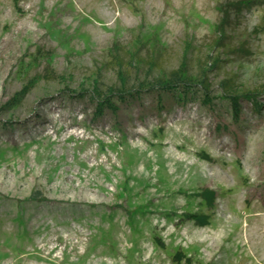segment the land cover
Segmentation results:
<instances>
[{
    "label": "rangeland",
    "instance_id": "374dc122",
    "mask_svg": "<svg viewBox=\"0 0 264 264\" xmlns=\"http://www.w3.org/2000/svg\"><path fill=\"white\" fill-rule=\"evenodd\" d=\"M239 1L0 0V264H264V4L218 28ZM180 69L194 91L146 89Z\"/></svg>",
    "mask_w": 264,
    "mask_h": 264
},
{
    "label": "trees",
    "instance_id": "16d2710c",
    "mask_svg": "<svg viewBox=\"0 0 264 264\" xmlns=\"http://www.w3.org/2000/svg\"><path fill=\"white\" fill-rule=\"evenodd\" d=\"M264 4V0H247V1H239L236 3H232L229 5L226 4H221L218 8L219 10L224 14L223 20L221 22V24L218 26V28H223L225 26V23L228 22L230 20V15H229V11L231 10H241L244 7H255V6H259V5H263ZM229 6V7H228ZM180 72H175L172 74V78H170L169 80H159L156 81L155 83H151L150 85H148L146 87V89H154V88H158V89H162V90H167V91H174V90H179L182 89V92H186L185 95H187L189 92L194 91V86H196L195 84H192L191 80L185 76L182 75L184 73H182V70H179ZM182 73V74H180ZM146 89H140L135 91L134 93L127 91V90H122L120 92H118L119 96H121L122 100H125L124 98L128 95L130 96H137L139 92L146 90ZM113 95L114 94H110L108 96H106L104 99H102L101 101H99L98 105H97V115L100 116L104 113V110L106 108L111 109L112 111H116L117 110V106L113 103L112 99H113ZM244 96L248 97V99H255V93H247ZM232 105L235 109V111L238 113V109L240 108V103H239V96H233L231 99ZM203 197L206 201V205L208 207H212L215 203V192L213 191H205L203 194ZM185 219L188 221H194L196 223H198L201 226H207L209 224L208 221V215L207 214H186L185 215ZM184 219V220H185ZM180 253H178L176 255V261L177 262H181L182 258L179 257ZM182 255V254H181ZM183 256V255H182ZM186 263L187 264H193L191 259L188 258L186 259Z\"/></svg>",
    "mask_w": 264,
    "mask_h": 264
},
{
    "label": "bare ground",
    "instance_id": "6f19581e",
    "mask_svg": "<svg viewBox=\"0 0 264 264\" xmlns=\"http://www.w3.org/2000/svg\"><path fill=\"white\" fill-rule=\"evenodd\" d=\"M63 117V116H62ZM69 117V116H68ZM62 120V119H61ZM51 126V125H50ZM53 129V128H52ZM67 129V128H66ZM63 130V129H62ZM59 131V130H58ZM66 132V131H65ZM46 133V132H45ZM44 133V134H45ZM49 133V132H48ZM67 133V132H66ZM68 134V133H67ZM51 136V135H50ZM47 137V136H46ZM48 139V138H47ZM50 139V138H49ZM69 140V139H68ZM60 142V141H59ZM132 143V142H131ZM133 144V143H132ZM135 144V143H134ZM136 145V144H135ZM125 151V150H124ZM123 151V152H124ZM132 151V150H131ZM122 152V153H123ZM135 152V151H134ZM135 153H137V152H135ZM138 154V153H137ZM122 156H123V154H122ZM128 156V155H127ZM129 157V156H128ZM123 158V157H122ZM131 166V165H130ZM161 167V166H160ZM124 169H125V167H123ZM129 168V167H128ZM130 168H132V167H130ZM122 169V168H121ZM161 168H159V170H160ZM123 170V169H122ZM132 170V169H131ZM134 170H135V168H134ZM133 171V170H132ZM161 171H162V169H161ZM131 173V172H130ZM139 174V173H138ZM157 174V173H156ZM161 174V173H160ZM130 175V174H129ZM137 175V174H136ZM141 175V174H140ZM142 176H143V174H142ZM7 177V176H6ZM71 178V177H70ZM138 178V177H137ZM63 179V178H62ZM65 179V178H64ZM72 181V180H71ZM79 185V184H78ZM87 186V185H86ZM89 187H90V185H89ZM88 189V188H87ZM76 192V191H75ZM80 195V194H79Z\"/></svg>",
    "mask_w": 264,
    "mask_h": 264
}]
</instances>
